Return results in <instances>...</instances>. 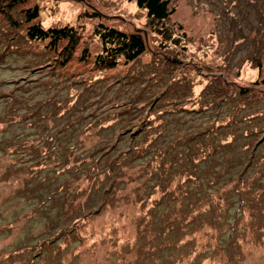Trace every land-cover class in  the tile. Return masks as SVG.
I'll use <instances>...</instances> for the list:
<instances>
[{
	"label": "rangeland",
	"instance_id": "obj_1",
	"mask_svg": "<svg viewBox=\"0 0 264 264\" xmlns=\"http://www.w3.org/2000/svg\"><path fill=\"white\" fill-rule=\"evenodd\" d=\"M170 1L184 63L127 0L28 1L80 33L61 67L64 41L40 53L9 9L20 35L0 29V264H264V187L243 198L223 183H264V0ZM98 22L141 33L145 51L97 67Z\"/></svg>",
	"mask_w": 264,
	"mask_h": 264
},
{
	"label": "trees",
	"instance_id": "obj_2",
	"mask_svg": "<svg viewBox=\"0 0 264 264\" xmlns=\"http://www.w3.org/2000/svg\"><path fill=\"white\" fill-rule=\"evenodd\" d=\"M29 0H0L1 21L2 18L6 21L7 27H0L2 32H17V29H20V21H15L10 13L9 9L16 6V8L22 11L23 22L26 24L23 28L24 31L21 33V36L25 39L26 43L33 41H39L43 43L42 52L47 55L54 56L56 54V45L60 41H64L61 45L59 52L62 57L59 59L57 65L65 66L69 60L72 58L75 49L80 41L81 35L74 28L73 25L68 23L56 24V21L49 20L46 18L44 21L37 19L39 13V6L37 4H29ZM133 3L134 7L140 12V15H145L148 19V22L151 23L152 29L155 34L159 37L158 45H163L165 49L172 52L176 51V54L170 56L177 57L178 60H183V54L180 55L178 49H184L187 42L182 39L186 34V31L183 30V27L179 24H176L175 27H170L167 25L171 15L176 11L175 6L171 3L170 0H127ZM98 16V12H92L89 17L90 19ZM4 21V22H5ZM18 23V24H17ZM95 26V27H94ZM92 28V33L97 36L101 49L96 53L93 63L97 67L103 69H113L121 61L124 64H130L134 62L139 56L145 51V40L141 33L137 31L124 32L120 29L115 28V26H107L102 22H98ZM20 32V31H19ZM176 32H179L177 34ZM18 33V32H17ZM20 35V33H18ZM1 39L5 40L6 38L0 36ZM180 39V40H179ZM214 41V39L212 40ZM29 45V44H28ZM51 50L48 49V46H51ZM30 46V45H29ZM46 47V48H44ZM178 52V53H177ZM78 55V59L84 60L88 56V50L83 46ZM169 55V54H167ZM166 55V56H167ZM122 58V60H119ZM39 59V58H38ZM260 63V62H259ZM56 67V62L54 64ZM264 83V79L262 80ZM17 144L15 142L11 143L9 146H6L9 149H17ZM191 177V176H190ZM189 177V178H190ZM188 179V177H186ZM248 176L242 179H237V177L229 176L227 181L223 183H231V185L236 186L238 193L241 197L246 195H252V189L264 187V183H256L253 185L248 181ZM182 182H185L183 180ZM212 183V182H210ZM183 184H179L177 187L180 188ZM173 189V188H172ZM162 195L168 193V190ZM161 195V196H162ZM189 195V193H188ZM245 201V200H244ZM239 202V206L236 212L244 211L248 204L247 202ZM167 206L168 204L165 203ZM157 206V205H156ZM159 206V204H158ZM216 209L209 207L206 213L213 215L216 213ZM223 214V213H222ZM227 214V212L225 213ZM200 215V213L198 214ZM197 215V217H198Z\"/></svg>",
	"mask_w": 264,
	"mask_h": 264
},
{
	"label": "bare ground",
	"instance_id": "obj_3",
	"mask_svg": "<svg viewBox=\"0 0 264 264\" xmlns=\"http://www.w3.org/2000/svg\"><path fill=\"white\" fill-rule=\"evenodd\" d=\"M131 7L133 8V7H134V5H131Z\"/></svg>",
	"mask_w": 264,
	"mask_h": 264
}]
</instances>
